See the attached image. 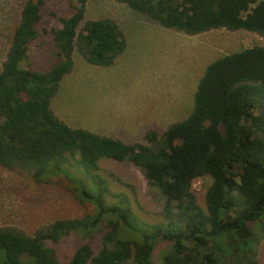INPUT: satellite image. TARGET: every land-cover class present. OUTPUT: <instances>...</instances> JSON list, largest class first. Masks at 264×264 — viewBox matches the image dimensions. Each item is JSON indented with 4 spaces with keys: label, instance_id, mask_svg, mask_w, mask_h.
I'll return each instance as SVG.
<instances>
[{
    "label": "trees",
    "instance_id": "obj_1",
    "mask_svg": "<svg viewBox=\"0 0 264 264\" xmlns=\"http://www.w3.org/2000/svg\"><path fill=\"white\" fill-rule=\"evenodd\" d=\"M59 1L71 12L50 28L55 61L46 71L24 65L29 43L46 32L39 27L45 0H25L13 29L0 68V166L27 170L38 182L55 175L75 180L95 211L56 219L32 235L0 226V264H153L160 241L169 244L162 264H259L249 223L264 213V46L209 63L184 120L160 134L145 131L142 142L125 143L71 127L51 107L61 79L73 68L74 51L91 65L108 66L126 47L113 19L85 20L87 0ZM114 1L188 35L224 28L264 36V0ZM104 157L130 161L164 196L159 222L139 219L128 194L111 188L98 164ZM205 176L211 182L203 208L191 186ZM120 229L134 235L122 238ZM93 231L101 233L96 252ZM72 232H82L83 239L62 263L46 242Z\"/></svg>",
    "mask_w": 264,
    "mask_h": 264
},
{
    "label": "rangeland",
    "instance_id": "obj_2",
    "mask_svg": "<svg viewBox=\"0 0 264 264\" xmlns=\"http://www.w3.org/2000/svg\"><path fill=\"white\" fill-rule=\"evenodd\" d=\"M24 2L0 0V68ZM70 12L66 1L45 0L39 27L46 32L40 31L29 43L25 66L40 71L50 67L55 61L50 28L58 26L59 17ZM104 17L119 23L127 47L108 66L91 65L74 51L72 71L60 81L51 106L59 107L61 100V112L73 115H63L71 124L93 127L100 123L103 133L99 134L111 132L112 137L125 143L142 142L145 131L153 129L160 134L170 123L184 120L192 111L194 91L209 63L246 47L264 46V36L244 29L221 28L188 35L161 26L125 3L87 0L85 20ZM159 29L166 31L163 36L157 33ZM98 164L111 188L128 194L139 219L147 223L161 220L164 196L147 185L135 165L106 157L99 159ZM71 172L75 178L83 179L80 171ZM210 182L211 178L205 176L195 179L191 186L203 208ZM94 211L95 203L81 197L80 184L75 180L55 175L38 182L27 170L0 166V226L16 227L32 235L37 228L56 219L81 218ZM249 228L250 246H254L258 263L264 264V213L259 220L250 222ZM132 235L120 229L122 238ZM82 236V232H72L56 243L46 244L63 263L72 256ZM90 239L94 251H98L101 233L93 231ZM167 247L165 241L156 245L151 254L153 264H162Z\"/></svg>",
    "mask_w": 264,
    "mask_h": 264
},
{
    "label": "crops",
    "instance_id": "obj_3",
    "mask_svg": "<svg viewBox=\"0 0 264 264\" xmlns=\"http://www.w3.org/2000/svg\"><path fill=\"white\" fill-rule=\"evenodd\" d=\"M117 2V1H116ZM94 19V18H93ZM116 23H117V25L119 24L117 21H115ZM166 32L165 30H162V29H159V30H157V33H159V34H161V36H163V34H164V32ZM167 31H170V30H167ZM127 47V46H126ZM86 65V64H85ZM72 71V70H71ZM70 73V72H69ZM62 80V79H61ZM59 85H60V83H59ZM55 96V95H54ZM54 96H53V98H54ZM52 98V99H53ZM52 107V106H51ZM53 108V107H52ZM58 108H59V111L60 112H58ZM62 108H63V106L61 105V100H60V105H59V107H58V105H56L54 108H53V111H54V113L60 118V119H62L63 121H65L68 125H70L71 127H81V128H85V129H88V130H90V131H92V132H95V133H103V132H101V131H103V129H100V126H101V124L100 123H98V124H94L93 125V127H89V126H87V125H83V124H71L69 121H67L65 118H63V115H67V117H70V116H73L71 113H68V112H66L65 113V110H64V114H63V112H61L62 111ZM62 113V114H61ZM105 134H103V135H109V136H112V134L113 133H111V132H104Z\"/></svg>",
    "mask_w": 264,
    "mask_h": 264
}]
</instances>
